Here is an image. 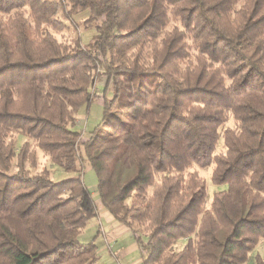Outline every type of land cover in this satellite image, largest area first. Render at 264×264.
<instances>
[{"label":"trees","instance_id":"trees-1","mask_svg":"<svg viewBox=\"0 0 264 264\" xmlns=\"http://www.w3.org/2000/svg\"><path fill=\"white\" fill-rule=\"evenodd\" d=\"M84 12L92 41H61ZM97 97L105 128L84 138L76 117ZM38 150L69 176L33 173ZM211 165L222 189L207 206L190 169ZM101 208L141 264L250 260L264 239V0H0V264H99L79 237Z\"/></svg>","mask_w":264,"mask_h":264},{"label":"rangeland","instance_id":"rangeland-1","mask_svg":"<svg viewBox=\"0 0 264 264\" xmlns=\"http://www.w3.org/2000/svg\"><path fill=\"white\" fill-rule=\"evenodd\" d=\"M88 19V13L84 12L74 17V23L75 26H73L66 22L68 25V28L61 32H56L57 37L64 42H70L75 35L81 36L83 44L86 46L88 45L94 35L96 34L95 26L92 24L86 23V20ZM102 86L100 81L97 83L95 93L98 94V96L102 92ZM104 115V108L102 99L96 98L94 102L90 105L88 109L86 107L82 108L76 117V127L74 128L77 131L82 132L84 138H90L91 136L98 131V134L101 133V131L105 128V125L102 124ZM229 126H233V120L228 122ZM98 129V130H97ZM17 145L20 147V145L23 144L24 141L27 139L23 136L17 137ZM222 149L221 143L219 144L218 150L220 151ZM45 169L50 170L52 173V176L54 179H62L64 177L69 176L67 173L63 172L59 167L56 165H53L50 161L49 157L45 155L42 151L38 150V164L35 169L33 170V173L43 171ZM214 165H211L209 167H200V166H194L192 169H190V172H195L200 178L204 179L207 188H208V202L207 206H209V200L212 197L213 193L221 190V187H217L212 184L211 182V176L213 173ZM84 182L91 194L93 195L94 199L98 201L97 199V177L94 171L86 170L84 172ZM95 195V196H94ZM102 227V225L99 226L98 224H95L93 229L89 230L85 229L83 233L79 237V241L81 244H87L91 242L92 240H95L96 245L98 246L99 250L103 249V254L100 252L99 255V264H118V262L112 257L110 253V249H114L115 245H117V242L119 246H116V252L121 246L122 248L130 247L132 244H136V241L130 232L128 235L121 237L119 239H115L112 234L110 236H104V234L97 233L99 231V228ZM113 236V237H112ZM185 244V241H181L177 245V249H181L183 245ZM107 245V247H106ZM108 247L110 249H108ZM259 254L264 259V239L260 241L256 249L251 253L250 260L246 264H255L254 257ZM140 255V254H139ZM138 256V253L128 255L126 260L121 259V264H128L129 261H134L136 257ZM193 264H197L196 261L193 262Z\"/></svg>","mask_w":264,"mask_h":264},{"label":"crops","instance_id":"crops-1","mask_svg":"<svg viewBox=\"0 0 264 264\" xmlns=\"http://www.w3.org/2000/svg\"><path fill=\"white\" fill-rule=\"evenodd\" d=\"M97 194V199H98V193H95V195ZM94 195V196H95ZM93 196V195H92ZM99 226L102 225V227L99 228V231H97V233H101L104 234V236H110V234H112L113 236H115L114 238L119 239L121 237H124L126 235H128L130 233V230L128 228H126L125 226L117 223L113 217L103 208H101L99 210V215L96 219L90 221V223L87 225V227L85 229L89 230H94L93 227L95 224H98ZM112 236V237H113ZM116 246H119L118 242L117 245H115L114 249L116 250ZM107 247V245H106ZM108 249H110L108 247ZM114 249H110V253L112 255V257L118 262V264H121V259H125L127 258L128 255H132V254H136L138 253V256L136 257V259L134 261H129L128 264H141V259H140V255H139V251H138V246L137 244H132L130 245V247L127 248H122V246L115 252ZM103 249L99 250V255L100 252L103 254Z\"/></svg>","mask_w":264,"mask_h":264}]
</instances>
